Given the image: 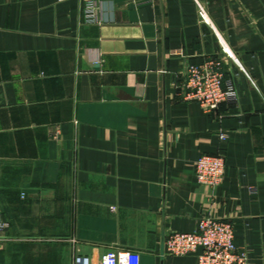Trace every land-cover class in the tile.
<instances>
[{"label":"crops","instance_id":"crops-1","mask_svg":"<svg viewBox=\"0 0 264 264\" xmlns=\"http://www.w3.org/2000/svg\"><path fill=\"white\" fill-rule=\"evenodd\" d=\"M208 59L237 94L210 114L183 100ZM203 216L264 264V0H0V264H197L163 241Z\"/></svg>","mask_w":264,"mask_h":264},{"label":"built area","instance_id":"built-area-1","mask_svg":"<svg viewBox=\"0 0 264 264\" xmlns=\"http://www.w3.org/2000/svg\"><path fill=\"white\" fill-rule=\"evenodd\" d=\"M202 22L205 16L199 12ZM88 18L95 20L92 11ZM231 57L228 51H223ZM183 100L195 102L205 113L216 111L222 104L234 102L237 94L229 82L224 80L223 65L219 59H208L201 64H191L186 69ZM225 139L224 136H220ZM196 182L210 189L219 187L224 178L225 162L220 156L202 155L194 165ZM8 224L0 220V236ZM164 252L173 257L197 255V264H248L247 254L234 244V226L227 220L203 216L193 233L174 232L163 241ZM74 264H89L87 258L77 257ZM101 264H134L129 251H108Z\"/></svg>","mask_w":264,"mask_h":264}]
</instances>
